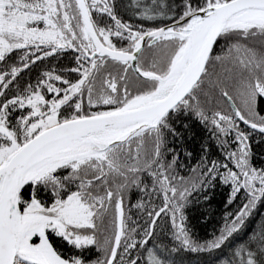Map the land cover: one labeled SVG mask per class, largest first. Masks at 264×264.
<instances>
[{
	"label": "snow or ice",
	"instance_id": "snow-or-ice-1",
	"mask_svg": "<svg viewBox=\"0 0 264 264\" xmlns=\"http://www.w3.org/2000/svg\"><path fill=\"white\" fill-rule=\"evenodd\" d=\"M0 264H264V0H0Z\"/></svg>",
	"mask_w": 264,
	"mask_h": 264
},
{
	"label": "trees",
	"instance_id": "trees-1",
	"mask_svg": "<svg viewBox=\"0 0 264 264\" xmlns=\"http://www.w3.org/2000/svg\"><path fill=\"white\" fill-rule=\"evenodd\" d=\"M195 133L198 135H204V133L201 132L200 129H195ZM216 197H215V202L212 204L211 208L213 211V219L209 221L207 227L209 230H211L212 225L216 222V218L218 216V213L223 210V205L221 204V200L224 198L225 193L223 192L222 189H216ZM193 215H196L195 212L192 213ZM198 231L200 232L201 235H203V229L198 228Z\"/></svg>",
	"mask_w": 264,
	"mask_h": 264
}]
</instances>
